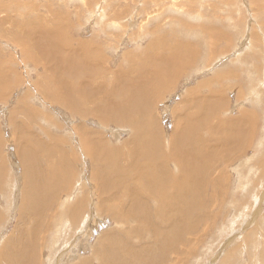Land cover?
<instances>
[{
    "label": "bare ground",
    "instance_id": "bare-ground-1",
    "mask_svg": "<svg viewBox=\"0 0 264 264\" xmlns=\"http://www.w3.org/2000/svg\"><path fill=\"white\" fill-rule=\"evenodd\" d=\"M26 1L29 2L28 0ZM160 1L164 2V0H159L158 4L160 3ZM190 2L193 3V1H189V4L187 5L190 6ZM30 3L32 2L30 1L28 4ZM10 4H12L10 9L13 13H22L27 15V17L14 14L17 18L12 16L11 18L13 20H11L10 23L12 24L17 19L18 21H16V25L13 26L14 29L11 35L9 33L7 34H9L13 38L12 43H15L20 47V53L22 55L23 61L29 58H33L34 60L35 58L37 59L36 66L38 68L41 67L40 69H42V72L41 82L39 81L40 83H38L36 87L39 91H41L44 97H46L44 101L54 106H56L55 104H57L58 106H60V108H63L70 113H74L73 117L77 115L83 121L88 119L87 117H91L98 122L100 128H102L103 126H109L110 128L111 124H114V122H122L121 124L125 126L124 128L127 131L129 130L132 136L119 142H117L115 137L113 140H105L106 138L102 137V133L101 135H99L98 133L96 134L95 131L91 130V128L86 129L81 125V127H74V131L72 134H74L75 137L69 140L67 139L68 141L66 140L65 136H59V132L57 130L55 132L53 129L54 132H52V128L47 130L45 133L43 132L41 135V139H37L31 136L30 130L27 126L23 124H13L12 120H9L12 129L15 132L12 138V146H14V151H17L15 157H17V160H19L20 163L18 164L16 159L14 160L16 161L17 165H20L19 169L21 167L22 172L25 174V176L26 173L29 174V176H27L28 181H32L31 183L35 181L38 185H41L39 187L41 188V193L37 198L36 196L38 186H34L33 190H29L28 196H26L29 201L22 204L23 213H21V216L27 217L25 219L27 224H30V222L32 223V225L30 226L31 228L28 229V231L26 230L27 232H24L23 235L24 240H27V246L21 247L19 245L20 240H16L17 242L15 243L18 247H20L17 248H23V251H17V249H15L17 252H14L13 245V248H11L10 250L9 248H7L8 244L10 243L8 242L9 238L4 242L2 241L3 244L2 246H0V264H39L40 254L41 256H43V251L46 248L47 234H49L50 232L57 233L58 231L64 233L65 235L63 243L67 245L70 242L67 238L76 237L79 229H82L84 225H86L87 227V224L90 223V219L87 220L88 217L87 219H80L83 215L82 206L86 204L84 199L76 201L74 204H72V207L70 206L71 208L63 205V207L65 206L66 209H63V207H61L60 212H57V207L55 206L56 199L58 201V198L56 197L58 195H64V192L68 190L69 186L75 183L76 179L79 177L77 176L78 170L75 167L77 165L80 168V159L77 155V149H79L81 156H84L83 159H87L89 161V164H86V166L90 165L88 169H85L84 174L88 172L86 170H90V184H92L95 188L94 194L98 201V204H92V210H94L96 214L102 212L104 215L110 217L112 224H114V227L112 228L109 226L110 229L108 230V232L106 230V233L102 232L99 238H97L98 240L96 241L95 245L89 246V248L92 249L91 256L90 254H88L90 256L89 258L82 259L81 257L83 255L81 256V254H79L78 258H75L76 261H71L72 264H169L170 258H173V261H177L178 263V256L180 255L179 247H181L180 245L185 246L186 241L184 242V238L186 239V237L189 236L191 232H195L196 230L193 222H206V220L209 221L211 219L214 220L215 216H211L209 213H207V210H212L217 207L219 209L225 202L224 198L222 199L221 197L225 194V188L228 189L230 182L228 183V186L225 187V184L227 183L226 177L228 175V172L226 173V171L228 169L224 170V168H226L228 164H231V162L235 160V156H242V153L246 147H253L252 145H250L253 144L252 138L254 134L253 129L251 128L256 123L253 120L255 117L254 113H248L246 111V108L241 109V112L238 116H228L230 118H223L222 116V114H225V108L227 104L225 94L223 96V92H221L225 91V89L223 88L225 86L222 85V83L224 84V79L230 78V76L228 75H230L233 71L231 73L228 72L230 74L227 73V75L224 72L221 78H219L221 75L219 74V76L210 79V81L206 79L208 82L204 80L206 83H203L202 81L201 84H197L196 87L193 88V90H188V96H183L184 99H181L182 101L178 103V105L176 104L177 106H174L175 108H173V110L171 109L173 115V124L171 123L172 130L171 135L169 136L167 135V133H165L164 130H161L158 127V123L154 117V114L156 113L153 112L152 116L151 111H145V106H149L150 102H153L155 103L154 107H157L156 105L160 101H163L165 95H168L172 90H174L177 84L180 83L182 74L184 75L186 69L189 70V67L191 69V66L194 65L196 59L199 57L200 52L203 54L204 44L207 43V45L209 46L208 48H210V51L206 53H209V55L214 54L215 56L218 51H216L218 44L226 41L227 35L216 31V29H212V26L206 27V24L205 27H202V25L200 28H195L196 31L194 30L193 34H186V36L191 39L197 34H201V37H204L203 39L201 38L202 40L200 42L196 43L195 41V43H193L192 40L184 41L180 40V38H177L175 41H173L174 39L170 37L171 33L168 34L169 36L157 37L154 31L155 29H153L154 36L151 35L153 41L149 42L146 48L141 49L140 54H138L139 52H134L139 51V49L135 50L134 44V51L129 50L127 52H124L121 55L120 62L118 64H115L114 69H112L110 67V61L112 60H110L109 57L106 56L107 52L103 46L92 43V49L89 48V51H86V43H82L79 41L78 43L73 42L76 44V46L74 45L75 47L69 45V30H66L67 35H65V28L59 29V26L57 27L59 20L62 21L60 19L61 15H59V19L56 18L57 16L55 14L54 16H56V20H54V18L52 20V17L50 16H48L47 18L51 19L46 20L47 18L42 16L40 13L42 7L35 8L34 10L33 7L30 8L31 10L29 11V8H27L29 5H26L17 0H9L8 2H4L2 4L0 3V13L4 12V10H6L8 8V5ZM34 4H36V0L34 1ZM129 4L130 3H128V5ZM128 5H126V7ZM43 8H45V5L43 6ZM46 8L48 9V7ZM51 10L53 11V9ZM123 10L125 9L123 8ZM154 10L157 11V9ZM50 11L47 10L46 12L50 13ZM151 11L153 12V10ZM228 12L230 13V11ZM28 13H32L34 14V16L29 17ZM163 14L165 17H167L169 15V11ZM164 16H160L162 18V21L164 20ZM168 17H170V15ZM65 18L67 17H62V19ZM67 19L65 21V24L67 22ZM173 20H175V18ZM173 22L172 20H170L168 23L166 21V25L164 23L163 24L167 29L172 26H167V24ZM177 23H179V19L177 20ZM2 24L1 26H3ZM64 26L61 25V27ZM180 27H182L186 31L190 29V26ZM147 30L148 28L145 30V32ZM157 30L158 29H156V31ZM0 35H2V33H0ZM157 35H159L158 31ZM138 36L135 35V37ZM70 37L72 36L70 35ZM169 37L170 40L167 39ZM86 38L87 37H84V39ZM112 39H115V41L113 40L114 42L120 41L119 36H115L114 38L112 37ZM73 43L71 44L73 45ZM107 46H109V44ZM140 46L142 47V45ZM59 47H62V52L55 51ZM55 54L59 56L57 57V66L54 69L52 63ZM11 58L13 59L12 56ZM231 62L233 61L231 60ZM208 63L206 65H209ZM124 65L125 67H123ZM150 67L152 68V70L147 73L146 70ZM235 70L237 71L238 68ZM222 71H224V69ZM60 73H67L71 78L76 79V84L72 83L68 79L64 80V77ZM86 74L87 76H85ZM219 79H221V81H218ZM12 82L14 84H18L17 78L13 77V71L10 68V61H7L0 56L1 102L6 98V96L4 97L5 92H7L9 84H11ZM51 83L56 86L57 91H51L48 88V85ZM213 83H215V87L218 88V91H213L216 89L215 87H211ZM89 85L91 86V88H89ZM206 86L208 92L205 93V95H201L202 90ZM143 91H148L145 95L146 102H142L139 104L135 103L136 94L140 93L137 96H139L140 98H138L139 100H141V93ZM241 93L242 92L237 91L236 95L238 97H241ZM150 97L151 100H149ZM240 100L242 99H238V101ZM139 105H142L141 108L143 111L138 110ZM243 105L245 106V104ZM249 114L250 117H248ZM33 115L36 114H26V116L29 118H31ZM62 115L64 116V114ZM43 117V126L46 127L48 124L56 125V122L52 121L50 115L46 114ZM247 120L250 122V129L248 128ZM132 122L134 124H132ZM25 123L26 125L30 124L28 122ZM112 130H114V128ZM110 131H108L109 134ZM5 133H7V131ZM258 135L260 134H257V136ZM99 136H101V138H99ZM109 136L112 139V134H110ZM78 141L79 145H77ZM1 151L0 153H2ZM252 153L253 151L251 152V154ZM239 157L238 159H240ZM10 160L11 159H9V161ZM6 164L7 163L5 162L4 165ZM253 164V166H255V163ZM258 164L261 165L264 163ZM232 165H234V162ZM1 166L3 165L1 164ZM262 168H264V166ZM3 169H5L4 166ZM224 171L227 175L224 173ZM263 172L262 174L264 175ZM10 174L12 175V171ZM259 174L258 176H260ZM20 177L21 176H19V178ZM2 178L0 177V179ZM80 179L81 178L79 177V180ZM227 179L229 180L228 177ZM3 180L0 181L2 182ZM16 182L15 184L17 185ZM20 183L22 182L20 181ZM90 184L89 187L91 186ZM254 184H257V182H254ZM16 188H18V186ZM208 188L211 190V194H208ZM83 192L85 193V191ZM253 192H250V194H253ZM4 193L2 197L4 196ZM7 193H9V190ZM23 193H27V188L23 191ZM5 197H7L6 193ZM217 199H219L220 202H217ZM63 203H60V206H62ZM20 207L18 208L20 209ZM87 208H89V206ZM52 209L53 212H51ZM20 212H18L17 214H19ZM228 212H230L229 209ZM88 216L90 217V215ZM95 218L96 217H94L93 220ZM217 218L218 217H216V222ZM25 220L24 222L22 221L23 226ZM260 220L263 221V219ZM5 224L6 223H4V227ZM82 233L84 232L82 231ZM11 235L13 236V232ZM21 237L22 235L20 236V238ZM62 237L63 235L60 236V239H62ZM53 238H55V236ZM77 238L78 237L73 238L74 242ZM58 242H60V240ZM80 245H82V243ZM52 247L50 249H52ZM233 248H231L230 250H232ZM60 249L63 250L62 247ZM229 253H233V251H230ZM72 254L73 253H71V255ZM49 255L51 256V254H48L47 258ZM74 257L75 256H73V258ZM69 258H71V256ZM44 260L47 261V264L52 261L51 257L50 262L48 261L49 258L48 260ZM68 264H71L70 261Z\"/></svg>",
    "mask_w": 264,
    "mask_h": 264
},
{
    "label": "rangeland",
    "instance_id": "rangeland-1",
    "mask_svg": "<svg viewBox=\"0 0 264 264\" xmlns=\"http://www.w3.org/2000/svg\"><path fill=\"white\" fill-rule=\"evenodd\" d=\"M8 1L9 0H0V3L2 4L4 2H8ZM17 1L22 2L26 5H29L27 7V8H29L28 9L29 11L31 10L30 8H33V7H34L33 10L35 8H41L42 7L41 12H40L41 15L46 17V18L48 16H50V17H52V20H53V18H54V20H56V18L59 19V15H61L60 19L63 22L59 20V22H62V23H59L57 20V22H58L57 27L59 26L58 27L59 29L65 28L64 29L65 35H67L66 32L69 30L68 33L72 36V37H70V35L68 34V36L70 38V40H68V42L70 41L69 45L75 47L76 46L75 43L76 42L78 43L79 41L82 43H86L87 44L85 47L86 51H89V48L92 49V43H95L96 45L103 46L107 52L106 56H108L109 59L112 60V61H110V67L112 69H114L115 64H118L120 62L121 55L124 52H127L129 50L134 51V48H133L134 44H135V46H134L135 50L139 49V51H134V52H136V53L139 52L138 54H140V50L143 48H146V46L149 44V42L153 41V38H152V36H154L153 29H155L154 31H155L157 37L169 36L168 34L171 33L170 37L174 39L173 41H175L177 38H180V40H184V41L185 40H192L193 43H195V41H196V43L200 42L204 37H201V34L200 35L197 34L191 39V38H188L186 36V34H190V33L193 34L194 30L196 31L195 28H200L202 25H203L202 27H205L206 24H207L206 27L212 26V29H216V31L227 35L226 41L218 44V46L216 48V51L217 50L218 51H217V53L214 52V53H216L215 56H214V54L209 55V53H206V52L210 51L209 50L210 48H208L209 46L207 45V43L204 44L203 54L200 52L199 57H198L199 59L197 58L195 63H194L195 66L192 65L191 69H190V67H189V70L186 69L185 72H187V73L184 72V75L182 74L183 78L181 77L180 83H178L177 86L174 88V90H172L168 95H165L163 101H160L156 105L157 107H154L155 103H153V102H150L149 106H145V111L146 110H148L149 112L151 111L152 116H153V112L156 113V114H154V117L158 123L157 124L158 127L161 130H164L165 133H167V135L169 136V135H171L172 124H173L172 123L173 122L172 110H173V108H175L178 105V103H180L184 99L183 96H188V94H187L188 90H193V88H195L197 84H201L202 81H203V83H206V82L210 81V79L215 78L216 76H219V74H221L219 77V78H221L222 75L224 74V72L227 75L228 72L231 73L233 71L231 74L228 73V74H230V75H228V76H230V78L224 79V81H223L224 84L222 83V85L225 86V87H223L225 89V91H221V92H223V96L225 94V97L227 100V104H226V108H225V114L224 115L222 114V116H223V118H230L228 116H231V117L238 116L239 113L241 112V109L246 108V111L248 113H250V114L254 113L255 118L254 119L252 118V119L254 120V122H256L255 125L258 124L257 126L253 125V127L251 128V129H253L254 134H253V138H252L253 144H250V145H252L253 147L248 146L250 148L249 149L248 147L245 146L246 147L245 150L246 149L247 150L246 151L244 150V151L246 153L243 151L244 154L242 153V156H240V155L235 156V160L232 161L231 164H228L226 166V168H224V170L228 169L226 171V173L228 172L227 174L230 176L229 177L224 171V173L229 178V180H228L226 177L227 183L225 184V187H227L228 183L230 182L228 189L225 188L226 192L221 197L222 199L224 198L225 202L223 201L224 203L221 206V208H219L220 210L218 209V207L215 209H212V210H210V209L207 210V213H209L211 216H215L214 217L215 219L214 220L211 219L209 221L206 220V222L205 221L193 222L196 230H195V232H191L189 236H187V237L185 236L186 237V239L184 238V242L186 241L185 246L180 245L181 246V247H179L180 255L178 256L179 262L177 263V261H173V258H170L169 264H222V263L223 264H264V245H263L264 244V223H263L264 222V187H263L264 186V175L262 174V172L264 171V168H262L264 166V164H261L262 167L260 164H258V163H264V159H263L264 158V155H263L264 154V121H263L264 120V0H164V2L160 1L159 4H158L159 0H36V4L38 3L37 5L34 4L35 0L34 1L28 0L29 2L30 1L32 2V3H30L31 7H30V4H28L29 2H27L26 0H22V1L17 0ZM25 1H26V3H25ZM189 1H193V3L190 2L191 3L190 6L187 5V4H189ZM41 3H42V6H41ZM128 3H130V4L128 5ZM176 4H177V6H176ZM38 5H39V7H38ZM44 5H45V8H43ZM126 5H128V6L126 7ZM11 6H12V4L8 5V8L6 10H4V12L0 13V16H2V17H0V19H1L0 20V29H1L0 33H2V35H0L1 36L0 37V53H1L0 56L3 57L5 60L10 61V68L13 71V77H16L17 82H18V84H14L13 82L11 84H9V88H8L7 92H5V95H4V97L6 96V98L2 102L0 101V103H1L0 104V106H1L0 107L1 108L0 109V147H1L0 151L2 150L1 151L2 153H0L1 154L0 155V166L2 164L5 168V169H3V166H1L2 168L0 167L1 171L5 170L3 172L0 171V177L1 178L3 177L0 180L4 179L2 181L4 183H2L0 181L1 182L0 183V191L2 189V191L0 192V229H2V230H0V232H1L0 237L3 238V240H2V238H0V246H2L3 242L9 238L8 242H10V243L9 244L7 243L8 244L7 248H9V250H10L14 246V248H13L14 252H17L18 250L23 251L22 250L23 248L18 249L20 247H18L17 244L15 243V242H17L16 240H18V241L20 240L19 245L21 247H24V246L26 247L27 246V242H26L27 240H24L23 235H24V232L26 233L28 231V229L31 228L30 226L32 225L31 222H30V224L26 223L25 219L27 217L21 216V213H23L22 204L24 202L29 201L28 198H26V196H28V191L33 190V187L36 185L38 186L37 196H36L38 198L39 194L41 193V188H39L41 185H38L35 181L33 183H31L32 181L31 182L28 181L27 176H29V174L26 173V176H25V174L22 172L21 167L19 169L20 165H17V163L19 164L20 162H19V160H17V157H15L17 154V151H14L15 150L14 146H12L13 145L12 144L13 143L12 138H13V134L15 132L13 131L9 120H12L13 124H18V125L23 124V125L27 126L30 130L31 136H33L37 139L38 138L41 139L42 133L43 132L45 133L47 130L52 128V132H54V131L56 132V130H57L59 132V136L63 135V136H65L66 140L67 139L69 140V139L75 137L74 134H72L74 131V127H77V126L81 127V125H82V127L84 126V128H86V129L91 128V130L95 131L96 134L98 133L99 135H101V133H102V137L106 138L105 140H113L115 137L117 142H119L121 140H125V139L130 138L132 135L129 132V130L127 131L124 128L125 126L123 124H121L122 122H118V123L114 122V124H111L110 128H109V126H103L102 128H100L98 122L95 119H92L91 117H87L88 119L83 121L77 115L73 117L74 113H70L69 111H66L63 108H60V106H58L57 104H55L56 106H54V105H51V104L44 101L46 99V97H44V95L41 93V91H39L36 87L37 84L41 82V72H42V69H40L41 67L38 68L36 66L37 65V59L36 58H35V60L33 58L26 59V57H25L26 60L23 61L22 55L20 53L21 52L20 47L17 46L15 43H12L13 38L10 36L11 33L13 32V29H14L13 26H15L16 21H18V19H17L13 22L14 24L13 23L11 24L10 22H11V20H13L11 17L13 16V17L17 18L15 16L17 14H18V16H23V17H27V15L22 14V13H16V14L13 13L12 10L10 9ZM46 7H48V9ZM158 7H159V9H158ZM177 7H178V9H177ZM188 7H189V10H188ZM191 7H193V8H191ZM86 8H88V9H86ZM123 8L125 10H123ZM51 9H53V11ZM154 9H157L159 15L157 14V11ZM47 10L48 11L51 10L50 13H52V14L47 13L46 12ZM151 10H153V12ZM58 11H60V12H58ZM168 11H169L170 17H168L169 15L167 17H165L163 13H167ZM228 11H230V13ZM160 12H161V14H160ZM108 13H109V15H108ZM153 13H155V14H153ZM55 14L57 17L54 16ZM28 15H29V17L34 16V14H32V13H28ZM82 15H84V16H82ZM150 15H152V16H150ZM155 15H156V17H155ZM161 15L164 16L165 21L164 20L162 21V18L160 17ZM225 15H226V17H225ZM62 17L63 18L67 17L68 19L67 18L62 19ZM109 18H112V19H109ZM174 18H175V20H173ZM6 19H7V21H6ZM49 19H51V18H47L46 20H49ZM66 19H67V22L65 24ZM69 19H70V21L72 20L71 21L72 24L70 23ZM176 19L177 20L179 19V23H177ZM170 20H172V22L173 21L174 22L167 24V26H169V25H172V26H170L169 28L166 29L165 23H166V21L168 23ZM161 22H162V24H161ZM125 23L128 25H126ZM1 24L3 26H1ZM61 25L62 26L65 25V26L61 27ZM78 25H80V26H78ZM158 26L160 29L158 28ZM180 26H183V27L190 26V29L186 31ZM74 27H75V29H74ZM90 27H91V29H90ZM147 28H148V30L145 32V30ZM8 29L10 32L8 31ZM120 29H123V30H120ZM156 29H158L157 31H158L159 35H157ZM148 31H150V32H148ZM4 32L6 33V35ZM7 33H9L10 35ZM124 34H125V36H124ZM80 35H81V37H80ZM99 35H100V37H99ZM135 35H137V36L139 35V36L135 37ZM111 36L113 38L115 36H119L120 41L114 42L115 39H112ZM84 37H87L88 39L87 38L84 39ZM170 37L167 39L170 40ZM145 38L147 39V41ZM154 38H156V37H154ZM76 39H77V41H76ZM96 39H97V41H96ZM92 40H93V42H92ZM87 41H88V43H87ZM98 41H101V42H98ZM73 42H75V43H73ZM89 42H91V43H89ZM9 43L11 44V46ZM71 43H73V45ZM108 44H109V46H107ZM140 45H142V47ZM219 45H220V48H219ZM226 45H227V47H226ZM14 46H16V47H14ZM59 48L56 49L55 51L56 52H60V51L62 52L63 51L62 47H59ZM117 52H118V54H117ZM119 52H120V54H119ZM11 56L13 57V59L11 58ZM58 56L59 55H57V54L54 55V59H53V63H52V66L54 69L57 66V57ZM213 56H214V58H213ZM207 60L209 61V63ZM231 60L233 62H231ZM206 62L209 65H206L207 64ZM123 67H125V65ZM231 67H232V69H231ZM225 68H226V70H225ZM237 68H238V70L236 71L235 69H237ZM223 69H224V71H222ZM151 70H152V68L150 67V68H147L146 71H147V73H149ZM60 74L64 77V80L68 79L72 83L76 84V79L71 78L67 73H60ZM196 75H199V76H196ZM231 75L234 77H232ZM85 76H87V74ZM186 77H187V79H186ZM204 80H206V82ZM215 80H217V79H215ZM218 81H221V79H219ZM211 87H215V83H213ZM48 88L51 91H57L56 86L52 83L48 85ZM89 88H91L90 85H89ZM213 91H218V88H216ZM237 91L242 92L241 97L240 96L238 97L236 95ZM143 92L141 93L142 94V97H141L142 101L139 100L140 97L137 95H139L140 93H138V94H136V98H135L136 102L135 103L139 104L142 102L143 103L146 102L145 95L147 94L148 91L147 92L143 91ZM207 92H208V90H207V86H206L202 90L201 95H205V93H207ZM238 99H242V100L238 101ZM149 100H151V97ZM244 101L247 103H245ZM19 102H20V104H19ZM235 103H236V105H235ZM243 104H245V106ZM249 104H251V105H249ZM164 105L167 107V109ZM241 105H243V106H241ZM247 105H248V107H247ZM141 106L142 105L138 106V110L143 111ZM143 106H144V104H143ZM155 109H156V111H155ZM235 109H237V110H235ZM59 110L61 111V113ZM27 113H35L36 115H33L31 118H29L26 116ZM46 114L51 116L52 121L56 122L55 123L56 125L48 124L46 127L43 126L42 120L44 118L43 116ZM62 114H64V116ZM250 114L248 117H250ZM73 119H74V121H73ZM76 119H78V120H76ZM25 122H28L30 124L26 125ZM132 124H134V123L132 122ZM247 125H248V128L250 129V126H249L250 122L248 120H247ZM113 128H114V130H112ZM53 129H54V131H53ZM6 131H7V133H5ZM108 131H110V134H112V139L109 136L110 134L108 133ZM127 134H128V136H127ZM257 134H260V135L257 136ZM99 138H101V136H99ZM10 139H11V141H10ZM256 140H258V141H256ZM77 145H79V141H78ZM252 151H253V153L251 154ZM77 155L80 159V168L77 165L75 167L78 170L77 176H79L81 178L80 179L81 181L79 180V177H78L76 179L77 183L75 182L69 186L68 190H70V191L67 190L66 192H64L65 196L64 195H58L56 197V198H58V201L56 199L55 206L57 207V212H60L61 207H63V205H65L66 207H70V206L72 207L73 206L72 204H74L76 201L84 199L86 204H84L82 206L83 215L81 216L80 219L83 220L84 218L87 219V217H88L87 220L90 219V223H89L90 225L87 224V227H86V225H84L82 227V229L80 228L81 230L79 229V232L76 236L78 238L75 240V242H74L73 238H76V237L67 238L70 241V242L68 241L69 245L68 244L65 245L63 243L64 235H65L64 233L58 231L57 233L50 232L49 234H47L46 235V242L47 243H46V248H45L46 251L45 250H44L45 252L43 251L44 257L41 256V254H40L39 264H47V261H45L44 259L48 260V258H49V260H48L49 262L52 260L50 262L51 264L52 263L53 264H68L69 261L72 264L71 261H73V262L76 261L79 254H81V256L83 255L81 257L82 259L89 258L91 256V250H92L89 248V246L95 245L96 241L98 240L97 238H99V236L102 234V232L106 233V231L108 232L110 227H112V228L114 227L113 226L114 224H112L110 217L104 215L102 212H99L98 214H96L94 212V210H92V207H91L92 204L93 203L98 204V201H97V198L94 194L95 188L92 184H90V178H91L89 175L90 170H86L88 172H86L84 174L85 169H88L90 167V165L86 166V164H89V161L87 159H83L84 156H81L79 149H77ZM5 156H7V157H5ZM238 157L240 159H238ZM242 157H244V158H242ZM9 159H11V160L9 161ZM12 159H13V161H12ZM14 159H16L17 163ZM84 160H85V163H84ZM5 162L7 163L6 165H4ZM233 162H234V165H232ZM253 163H255V166H253L254 165ZM81 165H83L85 167H83ZM11 166H13L14 168ZM9 167H10V170H9ZM227 167H229V168H227ZM259 167H261V168H259ZM6 168H7V171H6ZM8 170H9V172H8ZM11 171H12V175L10 174ZM258 174L260 176H258ZM18 175L21 177L19 178ZM12 176H13V178H12ZM10 180H12V181H10ZM20 181L22 183H20ZM15 182L17 183V185L15 184ZM254 182L255 183L257 182L258 185L254 184ZM9 184H11V185H9ZM78 184H79V186H78ZM89 184L91 185L90 187H89ZM17 186H18V188H16ZM19 186H21V187H19ZM251 186H252V188H251ZM83 187H85V188H83ZM26 188H27V193L25 194V193H23V191ZM74 188L76 189V191ZM254 188H256V189H254ZM91 189L94 191H92ZM8 190H9L10 194L7 193ZM253 190H254V192H253ZM83 191H85V193ZM207 191H208V194H211L210 193L211 190L209 188L207 189ZM4 192L6 193L7 197H5ZM250 192L251 193L253 192V194H250ZM3 193H4V196L2 197ZM73 193H75V194H73ZM82 194H84V195H82ZM247 194H250V195H247ZM18 195H19V197H18ZM10 196H12V197H10ZM75 196H76V198H75ZM249 196H250V201H249ZM20 197H21V199H20ZM225 197H226V199H225ZM65 198H67V199H65ZM3 199L4 200L7 199V200L4 201ZM217 200H218L217 202H220L219 199H217ZM60 201H62V202H60ZM63 201H64V203H63ZM90 201H91V203H90ZM5 202H6V204H5ZM7 202H9V203H7ZM60 203H63L62 206H60L61 205ZM225 203H226V205H225ZM213 205H214V203H213ZM65 206L63 207V209H66ZM88 206H89V208H87ZM9 207H10V209H9ZM18 207H20V209ZM227 207H228L230 212H228ZM7 209L9 210V213H8ZM90 210L92 211V213ZM17 211L18 212L21 211L19 213L20 215L17 214L18 213ZM236 211L237 212L239 211V212L237 213ZM51 212H53V209L51 210ZM220 213H221V215H220ZM88 215H90V217ZM84 216H86V217H84ZM259 216H261V217H259ZM94 217H96V218L93 220ZM106 217H108V218H106ZM216 217H218L217 222H216ZM260 219H263V221ZM24 220H25L26 224L24 223V226H23ZM99 220H101V221H99ZM213 221H215V222H213ZM204 222H205V225H204ZM210 222H213V223H210ZM4 223H6L5 227H4ZM212 224H214V225H212ZM92 225L95 227H93ZM13 226H15L16 228L18 227V228L16 229ZM3 227L5 228V230ZM213 227H214V229H213ZM16 230H17V232L19 230L20 231L17 233ZM88 230H89V232H88ZM82 231L84 233H82ZM200 231H201V233H200ZM12 232H13V236L11 235ZM204 232L207 234H205ZM21 235H22V237L20 238ZM61 235H63L62 239H60ZM54 236H55V238H53ZM5 237H6V239H5ZM87 237H90V238H87ZM59 240H60V242H58ZM81 243H82V245H80ZM75 245H77L79 248ZM51 247H52V249H50ZM61 247L63 250L60 249ZM230 247L231 248L234 247L233 248L234 250L233 249L230 250L231 249ZM15 249H17V251ZM48 249H49V251H48ZM69 249H71V250H69ZM72 250H75V251H72ZM66 251H68V252H66ZM228 251L229 252L233 251V253H229ZM50 252H52V253H50ZM56 252H57V255H56ZM61 253H63V254H61ZM71 253H73V254L71 255ZM48 254H51V256L49 255L47 258ZM76 254H77V256H76ZM88 254H90V256ZM70 256H71V258H69ZM73 256H75V257L73 258ZM50 257H51V260H50ZM67 258H69V259H67ZM42 260L45 262H43ZM224 262H226V263H224Z\"/></svg>",
    "mask_w": 264,
    "mask_h": 264
}]
</instances>
